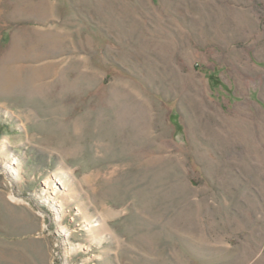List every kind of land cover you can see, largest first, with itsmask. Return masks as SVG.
<instances>
[{
	"label": "rangeland",
	"instance_id": "374dc122",
	"mask_svg": "<svg viewBox=\"0 0 264 264\" xmlns=\"http://www.w3.org/2000/svg\"><path fill=\"white\" fill-rule=\"evenodd\" d=\"M0 264H264V0H0Z\"/></svg>",
	"mask_w": 264,
	"mask_h": 264
},
{
	"label": "bare ground",
	"instance_id": "6f19581e",
	"mask_svg": "<svg viewBox=\"0 0 264 264\" xmlns=\"http://www.w3.org/2000/svg\"><path fill=\"white\" fill-rule=\"evenodd\" d=\"M15 170V169H14ZM17 171V170H16ZM13 174V173H12Z\"/></svg>",
	"mask_w": 264,
	"mask_h": 264
}]
</instances>
